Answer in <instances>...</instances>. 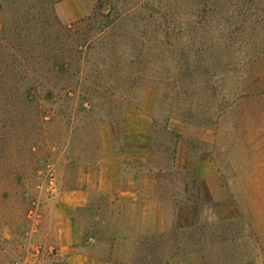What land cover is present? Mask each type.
I'll use <instances>...</instances> for the list:
<instances>
[{"label":"rangeland","instance_id":"374dc122","mask_svg":"<svg viewBox=\"0 0 264 264\" xmlns=\"http://www.w3.org/2000/svg\"><path fill=\"white\" fill-rule=\"evenodd\" d=\"M61 1L0 0V264L53 246L45 214L96 177L102 150L128 143V107L153 121L148 164L174 216L170 230L139 238V259L196 250L204 264H264V22L241 33L239 10L213 13L203 0H80L86 14L64 23ZM221 55L242 64L213 89L206 66ZM180 145L190 169L178 167ZM202 159L218 170L210 183L196 175ZM96 202L81 213L103 240L121 205Z\"/></svg>","mask_w":264,"mask_h":264},{"label":"crops","instance_id":"0c3cea01","mask_svg":"<svg viewBox=\"0 0 264 264\" xmlns=\"http://www.w3.org/2000/svg\"><path fill=\"white\" fill-rule=\"evenodd\" d=\"M88 10L80 0H64L56 5V12L64 23L83 17ZM152 119L128 107L123 137L128 142L123 149L102 150V162L96 177L83 181L80 188L61 198V205L47 212L43 236L56 248L34 256L36 264H160L141 261L138 257L139 238L160 234L173 226L174 216L166 213L165 198L160 192L157 173L150 169V150L144 144L151 135ZM111 139V136L109 137ZM186 156L180 169H190L192 152L179 146ZM200 180L212 182L218 176L213 162L202 159L195 164ZM115 198L121 205L116 218L118 225L103 240L89 231L81 213L100 197ZM166 264H204L196 250L171 255Z\"/></svg>","mask_w":264,"mask_h":264},{"label":"trees","instance_id":"16d2710c","mask_svg":"<svg viewBox=\"0 0 264 264\" xmlns=\"http://www.w3.org/2000/svg\"><path fill=\"white\" fill-rule=\"evenodd\" d=\"M203 1H206L208 2L209 4L213 3L215 5V7L212 9L213 10V13L214 12H220L222 9H224L223 11H229L230 10L232 12H235L236 10L238 11V16H241V22H242V26L241 27H238L237 29L241 32V33H247V29L250 28L252 25H248L247 28H245V23L247 22H250V21H253V20H256V21H259V22H264V1L263 0H227V3H225L223 5V8L222 7H219L217 4L218 2H220V0H203ZM255 3L257 4V9L255 10V13H253L251 11V7L253 5H255ZM225 7V8H224ZM227 7V8H226ZM233 14V13H232ZM244 26V27H243ZM207 30V32H209V28L205 29V28H198V30ZM246 29V30H245ZM166 32L169 33L170 32V27H166L165 28ZM245 30V31H244ZM223 35V33H222ZM214 37H211L210 40H213ZM244 41V45L241 46L242 49L243 48H247V47H250L249 46V43L250 40L249 39H245V40H242V42ZM207 48H213L212 45H206L205 47H202L200 48V51H207ZM263 52H264V48H263ZM244 53H246V57L245 58H248L249 61H252V62H255L256 59H257V56L256 54L258 52L256 51H247L246 52L244 51ZM227 56H223L222 55L219 57V58H216L214 57V64H209L208 66H206V70L209 72V80L207 81L209 84L212 85V88L214 89L216 86V78L220 75H224V76H228L227 78L230 79V76H229V73L230 72H235V71H238L239 69V65L242 64V60L237 58V60H232V61H229L227 60ZM223 64V65H222ZM223 68H222V67ZM221 67L222 70L220 72L217 71V69ZM216 81V82H214ZM223 94V96L221 95V99L223 101H226V99H228L227 94L225 93V91H222L221 92ZM218 94L216 93V91L214 92L213 94V97L214 98H218L219 96H217ZM244 96V92H239L237 95H236V99H239L241 97ZM232 106V104H228V105H224L223 109H221L220 111L221 112H224L226 109L230 108Z\"/></svg>","mask_w":264,"mask_h":264},{"label":"built area","instance_id":"2783aa9c","mask_svg":"<svg viewBox=\"0 0 264 264\" xmlns=\"http://www.w3.org/2000/svg\"><path fill=\"white\" fill-rule=\"evenodd\" d=\"M55 247L54 246H48V247H43V246H37L34 250V255L39 256L44 252H55ZM14 264H36V262L33 260L27 261L23 259H18L17 261L14 262Z\"/></svg>","mask_w":264,"mask_h":264}]
</instances>
